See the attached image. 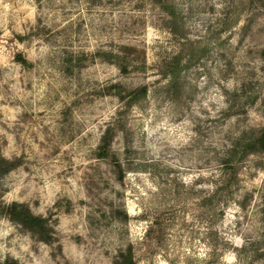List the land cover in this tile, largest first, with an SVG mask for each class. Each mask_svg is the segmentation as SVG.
Masks as SVG:
<instances>
[{"label":"rangeland","instance_id":"rangeland-1","mask_svg":"<svg viewBox=\"0 0 264 264\" xmlns=\"http://www.w3.org/2000/svg\"><path fill=\"white\" fill-rule=\"evenodd\" d=\"M261 130L264 0H0V155L24 162L0 181V264H264V154L240 151Z\"/></svg>","mask_w":264,"mask_h":264},{"label":"trees","instance_id":"trees-1","mask_svg":"<svg viewBox=\"0 0 264 264\" xmlns=\"http://www.w3.org/2000/svg\"><path fill=\"white\" fill-rule=\"evenodd\" d=\"M161 1V0H158ZM170 11V15L175 16L174 11L172 8H168ZM184 52H181L180 55L176 56L173 61L169 64L167 71L164 73V77L170 78V85L175 87L178 82L180 73L184 69H189L192 65L198 61V55H196L197 51L194 44L186 43L184 44ZM107 60L109 62H114V56L107 55ZM188 58V62L184 66L182 63L184 59ZM18 61L23 64L27 65V61L18 56ZM121 69L124 73L127 72V68L121 66ZM119 97L122 101L128 99L126 103V107L130 108L133 105L137 104L139 101L144 99L148 94L147 87H141L131 92H125L123 88H119ZM122 93H126L125 96ZM110 130H108L102 138V142L100 145V153L102 158L109 156V150L112 144V136ZM243 157L249 155H257V154H264V130H261L257 133H251L248 136H244L241 140V149H240ZM237 154V149H234L231 153V157L224 162L226 171L232 170V177L231 183L237 182V169L233 166L234 158ZM22 158H14L8 159L3 155H0V181L13 171H16L23 165ZM2 214L6 215L9 220L16 223L17 225L21 226L22 229L33 236L38 237V239L45 243H52L54 240V230L51 227L50 220L45 217L36 216L33 214L31 209L26 204L21 203H12L9 206H4L1 211ZM4 264H11L9 261L5 262ZM12 264H17L16 262ZM115 264H136L132 249L129 248L125 252H121Z\"/></svg>","mask_w":264,"mask_h":264}]
</instances>
